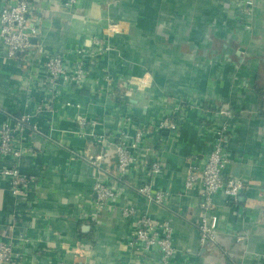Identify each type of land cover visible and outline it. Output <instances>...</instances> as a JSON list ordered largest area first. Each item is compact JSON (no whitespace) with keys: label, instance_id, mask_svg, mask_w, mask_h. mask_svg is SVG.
<instances>
[{"label":"crops","instance_id":"0c3cea01","mask_svg":"<svg viewBox=\"0 0 264 264\" xmlns=\"http://www.w3.org/2000/svg\"><path fill=\"white\" fill-rule=\"evenodd\" d=\"M247 1L29 0L33 46L11 57L0 40V125L28 114L32 126L19 140V157L0 156V239L12 246L10 264H161L159 253H142L132 241L143 213L172 228L169 264H262L264 0ZM9 2L0 0V8ZM109 23L117 26L110 36ZM93 36L107 37L112 48L83 82L50 88L46 57L60 53L70 62ZM78 114L90 121L83 131ZM165 116L177 129L158 127ZM139 125L148 132L122 175L113 142L120 130L132 135ZM220 128L224 174L245 187L234 201L222 189L214 193L217 240L203 245L197 228L203 186L186 187L185 179L203 166ZM97 135L107 140L105 175L85 158L99 151ZM156 158L161 169L151 173ZM9 166L30 176L25 191L13 192L1 172ZM98 175L116 190L102 212L93 189ZM146 181L168 193L162 204L137 192ZM126 203L135 216L121 214Z\"/></svg>","mask_w":264,"mask_h":264},{"label":"built area","instance_id":"2783aa9c","mask_svg":"<svg viewBox=\"0 0 264 264\" xmlns=\"http://www.w3.org/2000/svg\"><path fill=\"white\" fill-rule=\"evenodd\" d=\"M75 2L76 0H65V4L68 5H73ZM251 3V0L247 1V5H251ZM30 8L29 0H11L9 4L0 8V40L7 46L8 54L11 57H15L17 54H25L33 46L31 36L36 33L37 29L28 21ZM116 29V25L109 23L106 28V35L110 36ZM111 48L107 37L93 36L90 47L76 48L70 62L66 61L60 53L47 56L44 62L46 83L53 89L59 82L64 84L83 82L95 60ZM220 112L230 113L228 109H221ZM29 119L30 115L28 114L14 115L11 116V122L0 125V156L17 158L21 155L22 149L19 140L32 127ZM76 123L79 129L83 131L90 121L84 115L78 114ZM157 125L163 130L172 131L177 129V122L170 116L162 118ZM225 131V128H220L217 131L216 138L205 157L203 166L196 170H189L185 179L186 187H191L198 181L203 186L201 198L198 202L202 216L197 224L203 245L215 244L217 240L216 216L211 213L214 207L212 200L214 193L222 189L228 198L234 201L240 196L245 187V183L241 178L226 177L224 174L228 162V153L223 143ZM147 132L148 127L146 125H139L134 129L132 135H129L125 130H120L116 135L113 145L117 171L120 174H125L131 167L135 160L134 151ZM95 141L100 145L99 151L96 154L87 153L85 158L97 172L105 175L107 171L105 159L108 157L107 140L105 136L97 135ZM160 169L159 159H153L149 165L150 172L157 173ZM1 172L10 176V184L14 193L25 191L30 182V176L21 172L15 166L2 168ZM93 189L97 212L107 211L116 197L115 188L105 183L98 175ZM136 190L145 199L157 204H162L168 195L166 191L154 188L153 183L150 181L139 184L136 186ZM121 214L124 217L135 216L136 209L133 204L126 203L122 206ZM172 233V228L167 223H157L149 214L143 213L137 216L132 241L137 244L140 252H157L162 257L161 264H169L175 252ZM235 235L237 239L245 237L240 233ZM12 259V246L0 239V263L10 264ZM59 264L66 263L61 262ZM262 264H264V261Z\"/></svg>","mask_w":264,"mask_h":264},{"label":"water","instance_id":"95a60500","mask_svg":"<svg viewBox=\"0 0 264 264\" xmlns=\"http://www.w3.org/2000/svg\"><path fill=\"white\" fill-rule=\"evenodd\" d=\"M32 38H33V37L31 36V40H32Z\"/></svg>","mask_w":264,"mask_h":264}]
</instances>
